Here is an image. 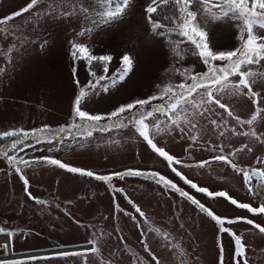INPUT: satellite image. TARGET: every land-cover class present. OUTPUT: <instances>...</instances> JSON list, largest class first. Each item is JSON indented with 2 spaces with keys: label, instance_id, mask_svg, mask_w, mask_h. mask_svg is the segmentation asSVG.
Here are the masks:
<instances>
[{
  "label": "rangeland",
  "instance_id": "374dc122",
  "mask_svg": "<svg viewBox=\"0 0 264 264\" xmlns=\"http://www.w3.org/2000/svg\"><path fill=\"white\" fill-rule=\"evenodd\" d=\"M28 3L30 0H0V18L19 11ZM151 3L152 0H131L126 15L118 22L100 27L93 25L90 19L86 20L84 14L79 12V8L84 7L94 14L98 10L97 0H44L30 12L10 21L9 34L0 33V69H3L0 72V132L12 129L37 132L36 136L25 140L23 151L17 153L18 158L31 161L51 157L100 175L123 174L130 169L156 172L200 200L217 215L233 220L245 217L264 226V214L254 215L222 197L210 199L192 189L138 135L131 121L118 130L95 131L87 140L81 139L76 132L71 137L60 133L61 127L70 125L76 119L73 102L80 88L90 82L95 83L102 74L101 64L97 61L88 64L84 59L74 60L73 42L85 44L92 55L112 56L107 65L106 75L109 77L121 69L123 55H130L134 61L132 71L118 87L108 93L97 89L95 95L82 101V108L91 114L106 115L121 104L157 94L160 91L158 85L183 82L177 68H187L193 73L206 70L200 58L193 54L190 43L180 45L183 54L177 57L175 42L181 38L174 33L170 36L167 32L164 36L153 33L145 11ZM49 4L54 11L41 17L35 15L37 11L49 13ZM74 8L76 11L70 17L60 14L73 11ZM197 8V4L192 5L193 10ZM172 15L173 10L169 8L161 12L157 19L168 23L164 17L170 18ZM197 20L208 32L209 45L214 51H229L240 46L241 33L237 21H212L199 15ZM12 25H15L14 29ZM85 28H91L92 31L79 36L78 33ZM256 30L264 35V29ZM161 31L165 30L157 29V32ZM244 35L246 37L247 34ZM13 46L15 48L9 61L5 53ZM248 69L264 72V60L257 65L242 66L241 71ZM90 70L95 71L97 77L92 76ZM231 79L239 80V76ZM253 91L259 94V107L264 108V77H257ZM159 103L160 100L152 101L153 105ZM222 103L228 105L242 120L250 119L256 110V105L246 95L224 94ZM216 111L223 113L222 109ZM157 118L167 119L154 115L146 123L151 125ZM213 118L220 119L215 115ZM224 119L228 121V131L225 137L217 138L208 120L201 117L196 130L200 139L190 151L188 136H182L174 126L171 133L154 134V143L181 160L183 165H193L175 167L198 186L214 192L225 191L238 202L257 207L264 203V186L259 188L260 196L254 199L248 194L243 176L223 162L214 161L204 168L195 166L200 161L211 160L216 154L208 150L209 143L222 145L224 154L247 144L252 151L245 148L237 152L233 163L243 169L264 168V163H257V158L264 160V143L252 136L233 134L232 128L237 133H243L250 131V127L238 125L226 114ZM45 127L50 129L46 135L51 137V142L43 138L37 142L41 136L38 130ZM164 127L162 123L161 128ZM251 128L264 140V112ZM10 142L0 141V146ZM7 165V161L0 158V228L14 233L7 237L14 256L21 255L17 253L29 255L0 262L141 264L143 261V264H155L145 250L147 247L160 260V264H181L182 259L186 264H220L222 247L224 264H235V244L230 232L220 231L219 226L195 209L190 201L154 181L142 176L114 178L112 185L115 189H123L121 193L102 181L68 173L57 166L46 163L22 166V174L29 181L28 191L37 199L49 202V206H42L28 197L20 174L12 168L7 169ZM252 183L256 185L255 180ZM135 206L145 213L152 231L148 230V224L136 213ZM77 220L80 224L76 223ZM225 227L243 237L248 247L249 264H264V234L243 221L226 224ZM141 228L146 243L142 242ZM163 233H167L172 244L183 250V257L178 255L176 248H169ZM98 236L96 247L99 254L88 251L83 257L62 255L85 252L93 246L91 242ZM0 246V257H6L9 248ZM64 249L67 251H60ZM55 250L60 252H53Z\"/></svg>",
  "mask_w": 264,
  "mask_h": 264
},
{
  "label": "snow or ice",
  "instance_id": "6c2138e0",
  "mask_svg": "<svg viewBox=\"0 0 264 264\" xmlns=\"http://www.w3.org/2000/svg\"><path fill=\"white\" fill-rule=\"evenodd\" d=\"M43 2L44 0H30V3L19 11L0 18V33L8 35L10 31L8 25L10 21L22 16L24 13L30 12V10L36 8ZM130 4L131 0H97L98 10H96L94 14L90 13L89 9L84 7H80L79 12L84 14L86 20L90 19L93 25L100 27L102 25H111L118 22L124 15H126V11L130 7ZM193 4L198 5L196 10L192 9ZM169 8L173 10V15L170 18L168 16L164 17V20L169 21L168 23L162 22V20L157 19L156 16L153 15L157 14L158 16L161 12H165ZM213 9H218L219 11H213ZM52 11H54V9L52 5L49 4V13L37 11L35 15L41 17L42 15L50 14ZM74 11H76L75 8L73 11L62 12L60 14L70 17L73 15ZM145 11L148 14V21L152 25L153 33L158 36H164L165 32H167L169 36L174 33L181 38L175 42V55L177 57H180L183 54L180 45L188 42L193 46V54L200 58L206 70L199 73H193L187 68H177L176 71L183 78V82L176 85H173L171 82L162 86L158 85L157 87L160 91L157 94L150 96L147 99H137L131 103L121 104L106 115L91 114L82 108V101H85L90 95H95L97 89L104 93H108L111 89L118 87L125 81L129 73L132 71L134 61L130 55H123L121 58V69L116 74L109 77L106 75L108 71L107 65L112 60V56L92 55L85 44L73 42L72 56L74 60L84 59L88 64L97 61L101 64L102 74L97 77L96 72L90 70L91 75L97 77L96 81L95 83L90 82L84 88H80L73 102V113L76 119L70 125L61 127L59 130L60 133L71 137L72 133L76 132L81 139L87 140L89 137L93 136L95 131L108 132L113 129L118 130L121 127L127 126V121H131V126L135 129L138 135L147 142L153 151H155L160 157L164 158L168 162L172 171L175 172L177 176H180V178L192 189L205 194L210 199L222 197L232 205H235L240 209H246L249 213L254 215L264 214V203L259 204L257 207H253L249 203L238 202L225 191L214 192L206 187L198 186L196 183L185 177L181 172L177 171V168L175 167L176 165L187 167H192L193 165H183L181 160L170 155L163 148L157 147L156 143H154V134L160 132L171 133L174 126L182 136H188L190 141V147L188 150L190 151L191 147L195 146L200 139V134L196 130L201 117L208 120V123L211 125V130L217 135V138L225 137V133L228 131V121L224 119L225 114L227 117L235 120L238 125H248L250 127V131H245L243 133H237L236 129L232 128L231 131L233 134L252 136L257 141L264 143V140L256 134L255 129L251 128L261 113L264 112V108L259 107V94L253 91V84H255L257 77H264V72H257L252 69L241 71L242 66L257 65L260 61L264 60V35L259 34L256 30L264 29V0H152V3ZM198 15L201 16V18H210L212 21H237L241 33L240 46L229 51H214L209 45L208 32L205 30V27L201 25V22L197 20ZM12 28L14 29L15 25H12ZM157 29H164L165 31L157 32ZM91 31V28H85L81 30L78 35L84 36ZM245 33L247 34L246 37L244 35ZM41 47H43V44ZM14 48L15 46L9 48L5 53V55L9 57V61L11 60V53ZM216 61H221L222 63L217 64ZM2 71L3 69H0V72ZM234 76H239V80L231 79V77ZM189 80L191 83H188ZM76 84L79 86V80L76 81ZM174 89H178V91H174ZM245 89H247L246 92L244 91ZM224 94L248 96V98L253 101L254 105H256V110L252 117L247 120H242L239 116L235 115L228 105L222 103ZM164 97H167V99ZM154 100H160L161 103L153 105L152 101ZM217 109H222L223 113L217 112ZM154 115L165 117L167 119L165 121L157 118L151 125L146 123V121L149 118L154 117ZM214 115L220 117V119L213 118ZM101 121H105V123L101 124ZM162 123L165 124L164 128H161ZM38 131L41 136L38 137L37 142H40L41 138L47 139L51 142V137L46 135L50 132V129L45 127ZM36 135V131L29 132L24 129H12L0 132V141H11L6 146L0 147V158H4L7 161L8 166L17 174H20L25 186L26 194L35 203L42 206H49L48 201L40 200L32 196L31 192L28 191L29 181L22 173L23 167H31L37 163H46L64 169L68 173L94 178L95 180L108 184L110 188H114V185H112V180L114 178H123L124 175L142 176L147 180L162 185L168 191L177 192L181 198L190 201L195 209L206 214L212 221H214L215 224L219 226L220 231L230 232L235 244V252L233 254L235 264H249L248 247L244 243L243 237L237 235L234 231L225 227V225L243 221L248 225H252L254 229H257L259 233L262 234H264V226L245 217H237L233 220L219 216L205 204L201 203L200 200L196 199L177 184L156 172L146 173L141 170L130 169L123 174L113 173L110 175H100L90 170L70 166L51 157H43L31 161L25 160L22 157L18 158L17 153L23 151L25 140L30 136ZM81 146L83 147V145ZM207 148L209 151L216 154L211 157V160L200 161L195 165L196 167L204 168L205 166H210L214 161L223 162L230 166L234 172L243 176L244 185L250 196L254 199L260 196L261 193L259 188L264 186V168L243 169L233 163V157H235L237 152L243 151L245 148L251 152V147L245 144L241 148L235 149L228 154H224V148L222 145L209 143ZM257 163L262 164L264 163V160L257 158ZM253 180L256 181V185H253ZM114 190L123 193V189L114 188ZM129 202L131 203V201ZM135 211L142 218L143 222L148 224V230L152 231V225L148 222L145 213L139 206H135ZM76 223L80 224V221L77 220ZM143 232L144 230L141 228L142 242L146 243V241H143ZM0 234H4L7 237L14 235L13 232L4 228H0ZM100 235H103V233H100ZM162 235L168 242L169 248H176L178 255L181 257L185 255L183 250L179 249L178 245L172 244L167 233H163ZM98 240L99 236L91 242L93 246L90 249L85 250L83 253H62V255L71 254L81 255L83 257L88 251L99 254V249L96 247ZM2 246L7 248L9 246L8 241L6 240L3 242ZM145 250L149 252L152 260L155 261V264H160V260L151 253L149 248L146 247ZM0 264H6V262H0ZM13 264H15V262H13ZM104 264H107V262H104ZM141 264H143V261H141ZM181 264H186V261L182 259ZM220 264H224L222 247Z\"/></svg>",
  "mask_w": 264,
  "mask_h": 264
},
{
  "label": "bare ground",
  "instance_id": "6f19581e",
  "mask_svg": "<svg viewBox=\"0 0 264 264\" xmlns=\"http://www.w3.org/2000/svg\"><path fill=\"white\" fill-rule=\"evenodd\" d=\"M4 240H5V241H6V240L8 241L7 236L0 234V245L3 244V242H5ZM74 249H75V248H74ZM74 249H73V250H74ZM8 250H9V249H8ZM76 250H78V249H76ZM60 251H64V252H66L67 250H60ZM60 251H58V252H60ZM33 254H34V253H33ZM28 255H29V254H28ZM19 257H20L19 255L14 256V255L12 254V252L9 251V253L6 254V257H0V261L16 260V259L19 258ZM24 257H27V256H24ZM24 257H21V258H24Z\"/></svg>",
  "mask_w": 264,
  "mask_h": 264
},
{
  "label": "flooded vegetation",
  "instance_id": "af4514ba",
  "mask_svg": "<svg viewBox=\"0 0 264 264\" xmlns=\"http://www.w3.org/2000/svg\"><path fill=\"white\" fill-rule=\"evenodd\" d=\"M9 144V143H8ZM0 147H4V145H1ZM8 166V165H7ZM7 168V167H6ZM7 169H9L10 170V167L9 168H7ZM242 189H243V186H242Z\"/></svg>",
  "mask_w": 264,
  "mask_h": 264
},
{
  "label": "trees",
  "instance_id": "16d2710c",
  "mask_svg": "<svg viewBox=\"0 0 264 264\" xmlns=\"http://www.w3.org/2000/svg\"><path fill=\"white\" fill-rule=\"evenodd\" d=\"M153 15H155V14H153ZM156 18H158L157 15H156ZM165 21L167 22V20H165Z\"/></svg>",
  "mask_w": 264,
  "mask_h": 264
}]
</instances>
